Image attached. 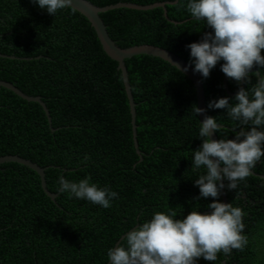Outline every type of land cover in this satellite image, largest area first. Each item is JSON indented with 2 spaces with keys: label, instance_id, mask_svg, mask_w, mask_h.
<instances>
[{
  "label": "trees",
  "instance_id": "16d2710c",
  "mask_svg": "<svg viewBox=\"0 0 264 264\" xmlns=\"http://www.w3.org/2000/svg\"><path fill=\"white\" fill-rule=\"evenodd\" d=\"M97 6L116 2L165 4L147 10L115 8L100 13L111 39L120 47L151 44L190 63L191 42L211 31L176 0H89ZM177 23H173L168 19ZM0 80L38 95L48 108L26 101L0 86V156L17 154L45 169L43 191L38 174L16 162L0 163V262L2 264H106L107 250L126 231L155 211L177 218L192 209L210 211L212 197H198L191 170L192 151L201 144L192 81L168 62L138 54L124 60L135 102L136 153L131 117L117 62L102 49L82 14L67 7L53 16L32 0H0ZM264 55V49L261 50ZM220 63L202 78L205 106L232 98L249 84L226 77ZM255 71V67L251 70ZM222 127L217 139L234 135L237 124L224 109H208ZM89 159L85 161L84 155ZM235 190L224 188L226 202L245 213L248 243L197 264H264V157ZM58 175L78 181L89 176L98 187L118 193L110 207L58 191ZM227 184V181H223ZM221 201V197L219 196ZM121 239L119 244H123Z\"/></svg>",
  "mask_w": 264,
  "mask_h": 264
},
{
  "label": "clouds",
  "instance_id": "9594fccd",
  "mask_svg": "<svg viewBox=\"0 0 264 264\" xmlns=\"http://www.w3.org/2000/svg\"><path fill=\"white\" fill-rule=\"evenodd\" d=\"M40 9L55 15L72 0H32ZM191 16L204 22L211 31L186 45L193 72L202 78L220 63L226 77L249 84L240 87L232 98L210 100L208 109H224L239 130L231 139H211L221 125L216 117L204 115L199 121L201 144L192 151L191 170L199 173L193 181L199 197H212L210 211L191 210L177 218L172 211H155L143 223L126 231L122 240L107 250L109 264H197L200 258L217 260L222 252L242 250L248 243L243 234L245 213L231 202L219 200L221 189L235 190L237 183L251 175L257 161L264 157V0H176ZM176 69L179 68L174 65ZM255 67V71H251ZM188 65H185L186 71ZM195 115L205 112L194 108ZM83 159L87 161L88 155ZM227 181V184L223 183ZM60 193L84 199L104 208L110 207L118 193L109 187H98L89 176L78 181L58 175Z\"/></svg>",
  "mask_w": 264,
  "mask_h": 264
},
{
  "label": "water",
  "instance_id": "95a60500",
  "mask_svg": "<svg viewBox=\"0 0 264 264\" xmlns=\"http://www.w3.org/2000/svg\"><path fill=\"white\" fill-rule=\"evenodd\" d=\"M167 3H172V2L164 1V2H154L151 4H137L133 2H116L114 4L97 6L93 4L92 2H90L89 0H72V3L68 6L76 10L80 14H82L84 17H86V19L89 21V23L94 29L103 51L111 59L117 62V69L121 72L122 81H123L126 97H127L128 104H129V111H130V117H131L130 122H131V130H132V140H133L136 153L139 155L140 158H141V154L137 147V140H136L135 102L133 100L132 93L130 90V84L128 82V74H127V69H126L124 60L134 55L146 54V55L158 57L168 62L172 66L176 65L179 68V71L182 72L186 77H188L192 81L194 88H195V97H196L197 107L205 109L204 113L198 114L199 121H202L203 116L207 115L206 106H205L204 88H203V83L201 80V75L198 72H193L192 65L190 63L182 59L180 56H178L174 52L167 50L165 48H162L160 46L145 44V43L131 45L128 47L118 46L109 36L106 30V26L99 14L106 12L107 10L120 8V7L137 9V10H147V9H151L154 7H162L164 16L167 17L166 10H165V4ZM168 20L173 23H177L173 20H170V19ZM0 57L11 58V59L17 58L14 55H9L5 53H0ZM185 65H188V68L186 71L184 70ZM222 82H223V86L226 92L229 95H233V93L230 92V90L228 89L226 85L225 74L223 75ZM0 86L11 90L17 96L21 97L22 99L26 101L37 102L42 107L46 115L51 131L55 130V128L51 126V119H50L48 108L46 107L45 103L41 100L40 96L26 94L21 89H19L17 86H15L14 84L6 80H0ZM210 138L217 139L216 133H214L212 137ZM4 162L20 163L34 170L40 178V184H41L43 191L54 203H56L55 197L57 196V194L49 191L46 187V181H45L46 167H42L38 165L37 163L31 161L30 159L21 157L17 154H8V155L0 156V163H4ZM251 174L257 175L254 171H252ZM260 176L264 177V175H260ZM220 197H221V202H226V194H225L224 189H221ZM122 236L123 235H121L120 238L115 242L114 246L120 242V240L122 239ZM0 264L2 263L0 262ZM106 264H109V262L107 261Z\"/></svg>",
  "mask_w": 264,
  "mask_h": 264
}]
</instances>
